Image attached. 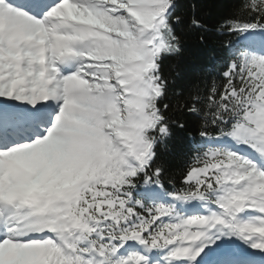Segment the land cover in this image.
Returning <instances> with one entry per match:
<instances>
[{
    "label": "snow or ice",
    "instance_id": "1",
    "mask_svg": "<svg viewBox=\"0 0 264 264\" xmlns=\"http://www.w3.org/2000/svg\"><path fill=\"white\" fill-rule=\"evenodd\" d=\"M206 6L0 0V264H264V0L218 5L185 87Z\"/></svg>",
    "mask_w": 264,
    "mask_h": 264
},
{
    "label": "trees",
    "instance_id": "2",
    "mask_svg": "<svg viewBox=\"0 0 264 264\" xmlns=\"http://www.w3.org/2000/svg\"><path fill=\"white\" fill-rule=\"evenodd\" d=\"M194 2V0H180L181 4ZM207 5L199 10L201 19L210 31L203 33L206 43L199 40V34L195 31L185 36V51L182 56L170 58L164 63L166 75L175 76L178 84L190 86L193 83L203 82L210 79L211 70L219 67L223 59L224 44L228 37L215 32V26L221 15L227 9L218 5L226 0H203ZM187 12L188 10L185 9ZM190 131H195V124L190 121ZM185 141V133L179 132L177 139L172 142V153L165 154L166 159L173 171H178L182 164V157L179 155L182 143Z\"/></svg>",
    "mask_w": 264,
    "mask_h": 264
}]
</instances>
